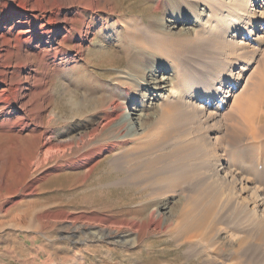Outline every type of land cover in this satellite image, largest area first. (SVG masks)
<instances>
[{
	"label": "bare ground",
	"instance_id": "6f19581e",
	"mask_svg": "<svg viewBox=\"0 0 264 264\" xmlns=\"http://www.w3.org/2000/svg\"><path fill=\"white\" fill-rule=\"evenodd\" d=\"M119 1L118 9H108L99 0H0L4 6L0 12V137L10 141L0 153V170L9 164L15 137H32L30 144L35 147V153L17 154L21 165L15 172L19 173L27 168L25 163L32 172L57 150L72 146L70 141L57 143L44 131L31 129L32 122L43 119L35 115L43 112L47 101L50 65L78 62L87 54V41H99L100 55L112 60L126 49L132 62L111 79L123 91L112 93L101 122L102 127L112 125L119 131L109 148L139 145L137 149L149 155L148 162L163 179L179 187L190 183L185 200L172 209L167 202L160 204L148 227L160 229L162 216L168 213L171 222L165 229L170 230L165 231L189 253H204L212 264H264V188L233 170L221 149L210 145L221 110L249 61L238 72L231 68L264 46V0ZM107 12L111 13L100 17ZM204 49L208 66L201 76L192 66L200 64L197 56ZM173 59L184 68L181 75H168L174 70ZM91 63L83 67L88 73L81 75L104 89L107 81L92 74ZM32 66L36 68H28ZM256 87L257 102L247 108L254 122L264 119L257 108L263 101V78ZM143 88L142 98L134 97L132 92ZM104 148L86 153L83 159L92 161ZM171 189L170 194H176ZM81 227L84 237L77 228L67 236L77 242L107 239L127 247L137 245L144 228L138 221L120 234L106 225ZM228 229L233 230L230 241L222 243ZM222 254L225 259L219 260Z\"/></svg>",
	"mask_w": 264,
	"mask_h": 264
},
{
	"label": "rangeland",
	"instance_id": "374dc122",
	"mask_svg": "<svg viewBox=\"0 0 264 264\" xmlns=\"http://www.w3.org/2000/svg\"><path fill=\"white\" fill-rule=\"evenodd\" d=\"M99 3L108 9L111 6L118 9L122 5L119 0H99ZM3 8L0 4V12ZM110 13H101L100 17L105 18ZM85 48L87 54L78 62L55 68L49 66L53 73L47 87L46 106L42 113L35 115L43 119L31 123V129L44 131L57 143L70 141L72 146L57 150L42 166L32 168V172L24 162L29 171L26 168L19 173L15 172L21 165L17 156L35 153V147L30 144L32 137L19 140L15 137L17 145L8 151L9 164L0 170V264H212L205 259L204 253H189L186 246H179L174 235L166 232L170 228L165 227L171 222L168 213L163 214L160 229L148 227L147 224L156 218V207L166 202L169 209L176 207L189 194L190 183L179 187V183L163 179L159 169L148 162L149 155L137 149L139 145L109 148L119 131L112 125L102 127L101 122L109 111L106 108L111 96L123 91L111 79L119 70H125L132 60L126 49L113 60L100 55L97 40L87 41ZM202 51L197 56L200 64L192 66L199 75L208 66L205 49ZM39 53L42 52L38 50ZM91 60L94 62L91 63L92 74H100L107 81L104 89L96 88L89 83L90 78L81 75L88 73L83 67ZM173 60L175 71L168 75H181L184 68L177 66L179 60ZM247 61V70L241 72L237 86L216 121V138L210 145L212 149H221L233 170L256 180V184L264 188V119L254 122L250 109L247 110L250 104L257 102L256 85L264 79V46L253 49L231 70L238 72ZM174 85L179 87L177 83ZM143 91L144 88L132 93L140 99ZM262 94L263 101L257 108L264 117V88ZM122 111H126L125 108ZM81 136L85 140H80ZM9 142L8 138L0 137V153ZM100 146L105 148L97 158L83 159L86 153ZM171 188L176 189V194H170ZM132 221L144 227L134 247L121 246L107 239L77 242L67 236L77 228L84 237L81 225L86 224L106 225L116 231L114 234H120L131 228ZM232 231L228 229L222 243L230 241ZM221 259H225L224 254L220 255Z\"/></svg>",
	"mask_w": 264,
	"mask_h": 264
}]
</instances>
